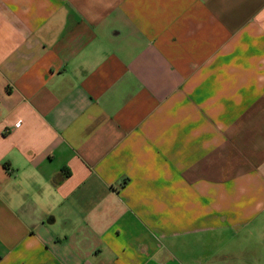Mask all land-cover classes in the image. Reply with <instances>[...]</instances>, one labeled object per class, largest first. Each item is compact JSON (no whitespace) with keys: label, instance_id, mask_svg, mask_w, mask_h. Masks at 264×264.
I'll use <instances>...</instances> for the list:
<instances>
[{"label":"crops","instance_id":"1","mask_svg":"<svg viewBox=\"0 0 264 264\" xmlns=\"http://www.w3.org/2000/svg\"><path fill=\"white\" fill-rule=\"evenodd\" d=\"M257 226L264 0H0V264H264Z\"/></svg>","mask_w":264,"mask_h":264},{"label":"rangeland","instance_id":"2","mask_svg":"<svg viewBox=\"0 0 264 264\" xmlns=\"http://www.w3.org/2000/svg\"><path fill=\"white\" fill-rule=\"evenodd\" d=\"M248 233H252V235H251V237H250V239H243V238H247V234ZM246 236V237H245ZM252 239H253V242H251L252 241ZM255 240H257V242H255ZM235 241L237 242V245L236 246H250L251 245V247H250V249L252 250H255V251H252V252H256V253H258L259 254V258L260 259H262L263 260V262H264V245L262 246V249H261V251H259V249L260 248H253V247H256V246H258V244L260 243V242H258V241H260V228H259V226H257L255 229H253L252 231H249V232H247L244 236H242V237H235ZM264 243V241L262 242V244ZM250 250V251H251ZM255 256V253H252L251 254V256H250V258H252V257H254Z\"/></svg>","mask_w":264,"mask_h":264}]
</instances>
